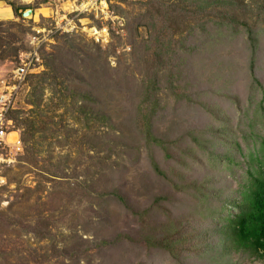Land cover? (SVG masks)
Wrapping results in <instances>:
<instances>
[{
  "label": "rangeland",
  "instance_id": "obj_1",
  "mask_svg": "<svg viewBox=\"0 0 264 264\" xmlns=\"http://www.w3.org/2000/svg\"><path fill=\"white\" fill-rule=\"evenodd\" d=\"M2 10L0 95L30 71L8 112L22 151L0 167V264H264L224 252L205 217L256 169L264 0Z\"/></svg>",
  "mask_w": 264,
  "mask_h": 264
},
{
  "label": "trees",
  "instance_id": "obj_2",
  "mask_svg": "<svg viewBox=\"0 0 264 264\" xmlns=\"http://www.w3.org/2000/svg\"><path fill=\"white\" fill-rule=\"evenodd\" d=\"M216 2V1H214ZM13 8L17 14V8ZM259 117L264 125V112ZM264 127V126H263ZM22 143V142H21ZM209 157H214L210 153ZM226 159L227 156H225ZM255 166L250 171V185L238 194L236 199H225L220 206L207 208L205 217H216L218 225L214 229L218 245L224 252H241L246 257H264V138H262L258 155L251 158ZM169 245V244H168ZM168 245H165L169 247ZM160 246V245H159Z\"/></svg>",
  "mask_w": 264,
  "mask_h": 264
},
{
  "label": "built area",
  "instance_id": "obj_3",
  "mask_svg": "<svg viewBox=\"0 0 264 264\" xmlns=\"http://www.w3.org/2000/svg\"><path fill=\"white\" fill-rule=\"evenodd\" d=\"M29 63L22 61L13 72L10 81L4 84L5 91L0 95V167L9 161L8 155L20 153L22 151L21 139L14 129L13 121L8 116L11 108L12 94L15 88L20 84L27 73H29Z\"/></svg>",
  "mask_w": 264,
  "mask_h": 264
},
{
  "label": "crops",
  "instance_id": "obj_4",
  "mask_svg": "<svg viewBox=\"0 0 264 264\" xmlns=\"http://www.w3.org/2000/svg\"><path fill=\"white\" fill-rule=\"evenodd\" d=\"M0 15H6V16H9L10 15V12H9V10H2V11H0Z\"/></svg>",
  "mask_w": 264,
  "mask_h": 264
},
{
  "label": "water",
  "instance_id": "obj_5",
  "mask_svg": "<svg viewBox=\"0 0 264 264\" xmlns=\"http://www.w3.org/2000/svg\"><path fill=\"white\" fill-rule=\"evenodd\" d=\"M31 10H27V11H25L24 13H23V16L24 17H26V16H28L29 14H31Z\"/></svg>",
  "mask_w": 264,
  "mask_h": 264
},
{
  "label": "bare ground",
  "instance_id": "obj_6",
  "mask_svg": "<svg viewBox=\"0 0 264 264\" xmlns=\"http://www.w3.org/2000/svg\"><path fill=\"white\" fill-rule=\"evenodd\" d=\"M71 7V6H70Z\"/></svg>",
  "mask_w": 264,
  "mask_h": 264
}]
</instances>
